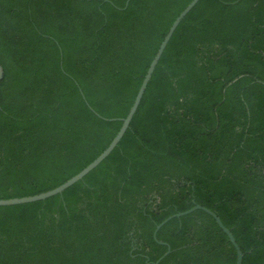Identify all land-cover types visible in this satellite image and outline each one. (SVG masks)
<instances>
[{"label":"trees","instance_id":"16d2710c","mask_svg":"<svg viewBox=\"0 0 264 264\" xmlns=\"http://www.w3.org/2000/svg\"><path fill=\"white\" fill-rule=\"evenodd\" d=\"M191 0H0V198L50 190L119 131ZM92 107H90V106ZM264 264V0H199L123 137L62 192L0 205V264Z\"/></svg>","mask_w":264,"mask_h":264},{"label":"water","instance_id":"95a60500","mask_svg":"<svg viewBox=\"0 0 264 264\" xmlns=\"http://www.w3.org/2000/svg\"><path fill=\"white\" fill-rule=\"evenodd\" d=\"M198 1L199 0H191L184 7V9L176 16V18L174 19V21L170 25V27H169L168 31L166 32L163 40L161 41L154 57L152 58V61H151L150 65L147 69L146 74L144 75V78L142 80L140 88L136 94L135 100H134L128 114L125 117L120 118L122 120V125H121L119 131L117 132V134L112 139V141L109 143V145L95 159H93L88 165H86L82 170H80L78 173H76L75 175H73L72 177L67 179L65 182L61 183L60 185H58V186H56L50 190L40 192L37 194H33V195L11 197V198H0V205H11V204L24 203V202H32V201H36V200H40V199H45L49 196L60 193L64 189L68 188L69 186H71L72 184L77 182L78 180L82 179L88 172H90L93 168H95L98 164H100V162L111 153V151L116 147V145L119 143V141L123 137L124 133L128 129L130 122H131V120H132V118H133V116H134V114H135V112H136V110H137V108L141 102L143 94L147 88L148 82H149V80H150V78H151V76L155 70V67H156L157 63L159 62V60L163 54V51L165 50V48H166L171 36L173 35L175 29L177 28V26L179 25L181 20L185 17V15L193 8V6H195V4ZM128 2H129V0H127L126 5H128ZM3 77H4V68H3L2 64L0 63V80ZM196 209H203L214 217V219L216 220V222L218 223L220 228L228 235L230 241L233 243V245L236 248L237 259H236L235 264H241L242 260H243V252H242V249H241L239 243L237 242L235 236L233 235L232 231L223 223L220 216L215 211H213L212 209H210L204 205H201V204H195L194 206H192L191 208H189L187 210L178 211L176 213L169 215L167 218H165L163 221H161L160 223H158L156 225V228L154 230V237L157 239L158 230L169 219L176 217V216L179 217V216L188 214V213H190ZM170 251H171V248L168 247L167 251L163 254V256L161 258H163L165 255H167ZM161 258H159L153 264H157L161 260Z\"/></svg>","mask_w":264,"mask_h":264}]
</instances>
